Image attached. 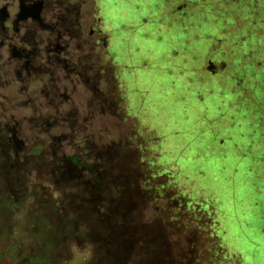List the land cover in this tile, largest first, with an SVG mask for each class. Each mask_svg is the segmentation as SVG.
<instances>
[{"label": "rangeland", "instance_id": "rangeland-1", "mask_svg": "<svg viewBox=\"0 0 264 264\" xmlns=\"http://www.w3.org/2000/svg\"><path fill=\"white\" fill-rule=\"evenodd\" d=\"M191 7L204 11L189 16V28L205 23L200 37L206 39V55L182 71L189 74L188 94L177 100L174 89L165 93L150 84L160 74L155 62L163 54L147 59L143 72L135 70L141 63L117 58L120 120H95L89 139L118 149L120 159L110 152L98 166L102 186L82 184L88 180L84 172L63 186L36 171L25 186H0V264H132L124 258L108 263L93 232L94 218L123 220L113 208L122 202L123 186L142 191L138 223L174 219L179 227H170L169 235L180 261L194 254L192 248H203L208 257L215 231L234 256L231 264H264V5L255 2L249 28L221 19L226 15L216 13L217 0H196ZM238 41L242 46L233 47ZM155 45L147 48L159 53L162 45ZM209 59L226 61V68L212 76ZM98 162L95 155L82 159L88 166ZM191 242L196 246L190 248ZM207 257L198 264H229ZM196 259L190 260L197 264Z\"/></svg>", "mask_w": 264, "mask_h": 264}, {"label": "flooded vegetation", "instance_id": "flooded-vegetation-1", "mask_svg": "<svg viewBox=\"0 0 264 264\" xmlns=\"http://www.w3.org/2000/svg\"><path fill=\"white\" fill-rule=\"evenodd\" d=\"M195 1L175 9L184 11L183 18L201 14L198 7L190 11ZM259 1L217 0L216 13L249 28ZM146 5L147 0H130L127 7L125 0H0V186H25L32 171L63 186L84 172L88 180L82 184L103 185L98 166L112 152L120 159V151L95 145L89 128L110 116L120 120L114 39L136 29L127 21ZM226 61L207 60V71L218 75ZM92 155L100 162L85 166L82 159Z\"/></svg>", "mask_w": 264, "mask_h": 264}, {"label": "crops", "instance_id": "crops-1", "mask_svg": "<svg viewBox=\"0 0 264 264\" xmlns=\"http://www.w3.org/2000/svg\"><path fill=\"white\" fill-rule=\"evenodd\" d=\"M129 1L125 0L126 7ZM183 1L147 0L146 7L140 9L138 16L127 21L136 29H127L122 35L115 36L114 39L119 60L141 63L139 67H135L138 72L147 69V65L145 66L147 59L152 60L154 54L156 58L163 54V58L161 59L159 56V61L155 62L157 65L155 69L160 74L150 84L158 91L162 90L165 93L169 91V88L174 89L177 100H181V96L184 99L185 95L188 94L189 85L185 77L188 78L189 74L184 71L183 76V69L189 68L191 64L197 65L202 62L206 55V39L200 37L202 35L200 32H205V23L198 22L195 29L191 30L189 28V16L186 15L183 18L184 11L179 13L175 9ZM166 13L167 16H164ZM151 16L153 18L152 24L149 21ZM145 18L148 19L149 24H143ZM121 39H123L122 42H120ZM149 43L152 44V47L153 45L156 47L155 43L157 46L158 44L162 45L161 51L156 53V49L155 52H152L147 48ZM134 74L135 80H138L137 73ZM132 84L142 91L138 83Z\"/></svg>", "mask_w": 264, "mask_h": 264}, {"label": "trees", "instance_id": "trees-1", "mask_svg": "<svg viewBox=\"0 0 264 264\" xmlns=\"http://www.w3.org/2000/svg\"><path fill=\"white\" fill-rule=\"evenodd\" d=\"M144 194L150 195L151 191L149 187H144ZM118 191L120 190L117 189ZM142 192V191H141ZM137 191V188H129V186H123V191L121 198L123 197L122 202L118 206L114 205V209L121 211V214L124 215L123 220L113 221L112 219L108 222H102L94 218L93 228L97 229L94 232L95 240L104 247L107 251L106 261L109 263L111 260L126 259L130 263L134 264H193L190 260L192 256H197L195 263H201V258L207 257L204 249H195L196 244L191 242L190 248H192L191 256L188 254L187 260H179V257L176 255L177 252L172 248V242L170 240L171 235H169V228L174 227V219L166 218L159 222V224H145L144 222L138 223L135 220V212L141 209L142 206L138 202L140 195L143 194ZM145 195V196H146ZM103 205V204H102ZM103 207H105L103 205ZM203 209V207H201ZM106 214L108 213L107 207ZM193 209V208H192ZM93 210V208H92ZM159 210L165 211L163 207H160ZM193 211V210H192ZM195 214V213H194ZM195 220V218H194ZM211 226L214 225L213 220L210 217ZM179 227V226H175ZM213 231V230H212ZM108 232L106 235L103 233ZM214 232L211 238V243L206 248V251L209 252L207 258L209 261L220 260L221 258L228 259L229 264L234 260V256L229 254L226 251V248L223 247L222 243L218 238V234ZM104 249V250H105ZM147 255H149L147 257ZM105 257V255H104ZM149 258V259H147ZM184 258V257H183ZM147 260V261H146ZM212 264H214L212 262Z\"/></svg>", "mask_w": 264, "mask_h": 264}]
</instances>
